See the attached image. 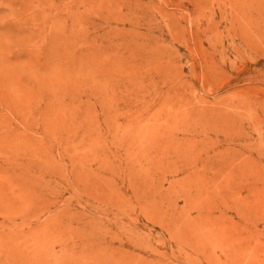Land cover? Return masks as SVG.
I'll use <instances>...</instances> for the list:
<instances>
[{
  "label": "rangeland",
  "instance_id": "obj_1",
  "mask_svg": "<svg viewBox=\"0 0 264 264\" xmlns=\"http://www.w3.org/2000/svg\"><path fill=\"white\" fill-rule=\"evenodd\" d=\"M263 138L264 0H0V264H264Z\"/></svg>",
  "mask_w": 264,
  "mask_h": 264
},
{
  "label": "bare ground",
  "instance_id": "obj_2",
  "mask_svg": "<svg viewBox=\"0 0 264 264\" xmlns=\"http://www.w3.org/2000/svg\"><path fill=\"white\" fill-rule=\"evenodd\" d=\"M261 84V83H260ZM257 90V89H256ZM259 90H261L260 88H259ZM249 94V93H248ZM258 94V93H257ZM243 95V94H242ZM249 96H250V94H249ZM231 98V97H230ZM236 98V97H235ZM235 98H232V99H235ZM232 101V100H231ZM252 102V101H251ZM231 104V103H230ZM242 104H243V102H242ZM246 105V104H245ZM233 106H234V104H233ZM223 107V106H222ZM250 108V107H249ZM231 112V111H230ZM257 113V112H256ZM242 114V113H241ZM262 114V113H261ZM214 115V114H213ZM241 116V115H240ZM226 117V116H225ZM242 117V116H241ZM231 118V117H230ZM237 118V117H236ZM229 119V118H228ZM216 121V120H215ZM218 121V120H217ZM245 122H247V121H245ZM226 123V122H225ZM244 123V122H243ZM253 123V122H252ZM253 124H255V123H253ZM223 125V124H222ZM244 125V124H243ZM239 126V125H238ZM245 126V125H244ZM241 127V126H240ZM247 127V126H246ZM247 128H249V126L247 127ZM215 129V128H214ZM225 129V128H224ZM220 130V129H219ZM216 131V130H215ZM244 131V130H243ZM221 133V132H220ZM219 133V134H220ZM231 133V132H230ZM244 133V132H243ZM235 135V134H234ZM244 135H245V133H244ZM215 136H217V135H215ZM230 136H231V134H230ZM241 136H243V135H241ZM229 137V136H228ZM237 137H239V135H237ZM245 137H246V135H245ZM244 137V138H245ZM250 137V136H249ZM233 139H235L234 137H232ZM241 139H242V137H240ZM251 138H253V137H251ZM257 138V137H256ZM219 139H221V138H219ZM219 139H216L215 140V142H214V144H216V143H218L219 141H221V140H219ZM229 139V138H228ZM231 139V138H230ZM229 139V140H230ZM232 139V140H233ZM249 139V138H248ZM264 139V138H263ZM236 140V139H235ZM239 140V139H238ZM245 140V139H244ZM243 141V140H242ZM234 142V141H233ZM236 142H238L237 140H236ZM224 142H222V144H223ZM226 143V142H225ZM229 143V142H228ZM233 144V143H232ZM240 144H242V143H240ZM239 144V145H240ZM217 145V144H216ZM215 146V145H214ZM256 146V145H255ZM240 147V146H239ZM242 147V146H241ZM263 148V147H262ZM212 149V148H211ZM247 149V148H246ZM209 150H210V148H209ZM239 150H241V149H239ZM249 150H251V149H249ZM263 150V149H262ZM253 151V150H252ZM239 152V151H238ZM223 153V152H222ZM230 153V152H229ZM252 153V152H251ZM252 155V154H251ZM199 156V155H198ZM216 155H208V152L206 153V158H204V159H195V160H192V161H187V162H183V164L180 166V168L181 169H183V170H185L186 172H188V174H187V176H191L192 174H198L197 176L200 178V180H201V183H202V189L200 190V188H199V197L197 198V199H195L196 200V203H195V205H194V207L196 208V211H197V214L193 217V218H191V219H195L196 218V220H200L203 224H201V226L203 227V228H207V227H209V225L211 224V226H212V230L211 231H208V233H210V232H212V231H214V230H217V228H216V226H215V224H216V218L218 217V216H223V217H225L226 219L228 218L229 220H231V222H234L233 221V217L232 216H227V211H233L236 215H238V216H240L241 215V211H240V209H239V207H240V203H238L237 202V200L239 199V196H236V198H237V200H236V198H235V200H233V201H230V199H229V197L226 195L227 194V191H229V189H227V190H225V191H223L224 189H225V187L226 186H228V184H226V182H225V184H222L223 183V180H224V178L227 180V176H228V174H230V172H231V170L230 169H228V170H226L227 168H229V165H228V163L226 162V161H223V158H220L221 160H219V162L218 161H213L212 159L215 157ZM223 156V155H222ZM253 157V156H252ZM214 159H216V158H214ZM261 159H262V157H261ZM198 160L201 162V170H199L198 169V167H197V162H198ZM253 160V159H252ZM184 161V160H183ZM233 162V161H232ZM260 162V161H259ZM236 167H237V165H236ZM252 168V167H251ZM233 178V177H232ZM231 178V179H232ZM234 178H235V176H234ZM243 178V177H242ZM250 178V177H249ZM260 178V177H259ZM229 179V178H228ZM225 181V180H224ZM252 181V180H251ZM198 182V181H197ZM263 182H264V180H263ZM262 182V183H263ZM228 183V182H227ZM250 183V182H249ZM246 184V183H245ZM258 184H259V181H258ZM261 184V183H260ZM208 187H211V189L210 190H207V188ZM237 187V189L239 188V186L237 185L236 186ZM231 188V187H230ZM244 188V187H243ZM251 189V188H250ZM195 190V189H194ZM239 190V189H238ZM249 190V189H248ZM203 191H206L205 192V196L203 195V198H201L200 196H202L201 195V193L203 192ZM232 191V190H231ZM245 191V190H244ZM236 192H237V190H236ZM204 193V192H203ZM248 193V192H247ZM198 194V193H197ZM246 194V193H245ZM260 194V193H259ZM262 194V193H261ZM249 195V194H248ZM247 195V196H248ZM255 195H256V193H255ZM228 198H227V197ZM244 196V195H243ZM246 197V196H245ZM233 198V197H232ZM251 198H252V196H251ZM257 198V197H256ZM183 199V198H182ZM184 200H185V205H189V203L190 202H192L191 201V198L189 197V196H185V198H184ZM252 202H253V200H252ZM245 203V202H244ZM262 203V202H261ZM248 205V204H247ZM261 206H263V205H260V207ZM250 207V206H249ZM185 208V207H184ZM246 208V207H245ZM254 208V207H253ZM195 211V212H196ZM215 211H218L219 212V214H218V216L217 215H215L214 214V212ZM246 211V210H245ZM250 211V210H249ZM252 211V210H251ZM260 213V212H259ZM252 214V213H251ZM186 216H188L189 217V213L187 212V214H186ZM239 218V217H238ZM241 219V218H240ZM239 219V220H240ZM218 220V219H217ZM224 220V219H223ZM243 220V219H242ZM212 222V223H211ZM237 222H239V221H237ZM196 223V222H195ZM215 223V224H214ZM249 223V222H248ZM247 223V224H248ZM261 223V222H260ZM217 224H218V222H217ZM258 224V223H257ZM234 225V224H233ZM233 225H231V227L233 226ZM239 225H240V223H239ZM214 226V227H213ZM230 226V225H229ZM238 226V225H237ZM249 226V225H248ZM227 227H228V225H227ZM240 227V226H239ZM230 228V227H229ZM249 228H250V226H249ZM208 229V228H207ZM232 229V228H231ZM169 230V229H168ZM235 230V229H234ZM236 231H237V229H236ZM239 231V230H238ZM248 231V230H247ZM168 232V231H167ZM224 232H226V231H224ZM227 232H229V231H227ZM234 232V231H233ZM249 232V231H248ZM261 232V231H260ZM236 233H238V232H236ZM247 233V232H246ZM202 234H204V233H202ZM229 234V233H228ZM248 234H250V233H248ZM252 234V233H251ZM207 235V234H206ZM256 235V234H255ZM197 236H199V235H197ZM242 236V235H241ZM187 237V236H186ZM191 237H193L192 235H191ZM255 237V236H254ZM263 237V236H262ZM226 238V237H225ZM125 239V238H124ZM141 239V238H140ZM190 239H193V238H190ZM196 239H198L197 237H196ZM222 239H224V238H222ZM229 239V238H228ZM144 240V239H143ZM199 240V239H198ZM207 240H208V238H207ZM136 241V240H135ZM197 241V240H196ZM228 241V240H227ZM253 241V240H252ZM251 241V242H252ZM132 242V241H131ZM138 242V241H137ZM236 242V241H235ZM246 242V241H245ZM128 243V242H127ZM143 243V242H142ZM200 243V242H199ZM213 243V242H212ZM241 243V242H240ZM125 244V243H124ZM228 244H229V242H228ZM236 244V243H235ZM239 244V243H238ZM121 245V244H120ZM132 245V244H131ZM137 245V244H136ZM140 245V244H139ZM200 245V244H199ZM198 245V246H199ZM244 245V244H243ZM201 246V245H200ZM235 246H237V245H235ZM248 246V245H247ZM261 246V245H260ZM180 247V246H179ZM206 247H208V246H206ZM246 247V246H245ZM256 247H257V245H256ZM109 248V247H108ZM139 248V247H138ZM231 248H233V246L231 247ZM231 248H229V246L227 247V246H225L224 247V249H222V250H220V248H219V250L223 253V256L224 257H226V258H229L230 257V255H231V252L233 253V250L231 249ZM238 248V247H237ZM242 248H244V247H242ZM241 248V249H242ZM250 248V247H249ZM260 248V247H259ZM262 248V247H261ZM264 248V247H263ZM143 249V248H142ZM152 249V248H151ZM144 250H145V246H144ZM149 250V249H148ZM148 252V251H147ZM248 252V251H247ZM197 253H199V252H197ZM197 253H195V254H197ZM151 254V253H150ZM220 254V253H219ZM239 254V253H238ZM245 255V254H244ZM221 256V255H220ZM246 256V255H245ZM254 256H256V255H254ZM262 256V255H261ZM162 257V256H161ZM161 257H159V258H161ZM196 257V256H195ZM238 257V256H237ZM244 257V256H243ZM247 257V256H246ZM257 257V256H256ZM255 257V258H256ZM239 258V257H238ZM241 258V257H240ZM239 258V259H240ZM245 258V257H244ZM246 259V258H245ZM248 259V258H247ZM142 260V259H141ZM213 260H214V258H213ZM223 260V259H222ZM233 260V259H232ZM242 260V259H241ZM53 261V260H52ZM224 261V260H223ZM229 261V260H228ZM234 261V260H233ZM201 262V261H200ZM216 262H220V259H219V257H217L216 258ZM243 262V261H242ZM247 262H248V260H247ZM256 262V261H255ZM149 263H150V261H149ZM264 263V262H263ZM215 264V263H214Z\"/></svg>",
  "mask_w": 264,
  "mask_h": 264
}]
</instances>
